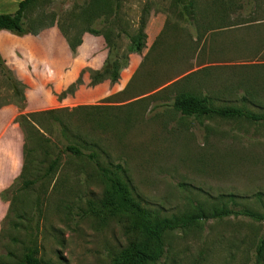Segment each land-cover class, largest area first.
<instances>
[{"label":"rangeland","instance_id":"obj_1","mask_svg":"<svg viewBox=\"0 0 264 264\" xmlns=\"http://www.w3.org/2000/svg\"><path fill=\"white\" fill-rule=\"evenodd\" d=\"M20 1L0 0V14L15 12ZM86 1L41 0L32 14L56 13L72 37L77 23L73 15ZM115 19L108 32H121L120 55L129 46L126 33L136 34L142 20L145 48L129 56V80L120 92L82 102L87 104H79V89L57 103L53 93L63 90L52 88L65 81L63 73L73 63L83 64L106 50L101 36L82 40L78 52L71 54L56 26L36 37L0 34L6 65L0 68L1 108L14 103L18 72L31 84L24 109L13 122L0 118V149L12 152L0 191L14 184L13 202H0V236L18 241L7 246L17 258L0 256V264H18L26 225L37 228L42 264H112L125 245L115 221L102 224L90 215L103 186L94 178L92 164L63 151L72 141L84 153L93 151L103 164H119L144 207L166 217L205 213L189 229L166 235L165 255L157 264H255V249L264 234V124L185 117L171 103L177 92L188 91L212 96L215 106L264 113V0H119ZM181 77L176 89L146 98L152 89ZM21 113H36L32 120L40 132H31L33 168L25 179L36 182L27 189L22 188L23 179L15 182L22 166L23 135L15 123ZM56 157L59 166L46 176ZM220 209L232 212L210 215ZM9 212L8 222L19 224L20 231L1 229Z\"/></svg>","mask_w":264,"mask_h":264},{"label":"trees","instance_id":"obj_2","mask_svg":"<svg viewBox=\"0 0 264 264\" xmlns=\"http://www.w3.org/2000/svg\"><path fill=\"white\" fill-rule=\"evenodd\" d=\"M40 1L41 0H21L15 12L1 13L0 32L5 31L16 36H38L44 30L56 26L64 37L71 54H76L77 49L82 44V37L85 33L97 37L101 36L107 51L101 69L94 70L91 68H83L79 72L78 77L60 94L53 93L58 101L65 99L67 96L74 95L84 84L83 76L85 73H87L89 77V87H94L104 81H109L111 84L117 83L120 79L121 71L128 67L129 56L131 54H141L142 50L145 48L146 35L143 26L146 22L142 20V24L136 34L126 33L129 39V46L126 51L121 55L119 54L120 46L118 42L121 38V32L113 36L110 35L111 31L108 32L110 29L109 27H113L115 24L119 0H87L84 6L80 8V11L73 15L77 23L72 26V28L76 30V35L72 37H70L59 25L56 19V13L41 11L33 17L32 9L37 6ZM180 1L182 0H177V2ZM191 4H193V2H191ZM153 46L154 45H152L149 52L143 57L140 67L144 64L146 59L149 58ZM0 68H6L5 61L1 54ZM202 69H204V67H202ZM137 72L138 70L134 73L133 77H135ZM181 80H183L182 77L178 79H169L165 84L152 89V94L146 96V98H155L159 92L170 91L173 88L176 89ZM15 82L16 87L12 91V97L14 98L13 105L18 110H23L26 102L25 90L27 87L19 80ZM212 102V96L206 94L196 95L188 91H182L175 94L171 106L174 111L185 117H219L226 120H244L250 123L264 124V113H255L245 107L215 106ZM159 106L162 105L155 104L153 107ZM1 107L2 106H0V108ZM34 114L36 113H21L15 118V123L18 124L23 135L21 172L15 182L23 179L22 188L24 189L29 188L36 182V179H25L33 168V151L30 146L34 138L30 139L31 132L40 133L34 124L36 122L32 120ZM63 151L70 156L81 157L94 166L96 169L94 178L102 184L103 192L101 198L91 206L90 215L98 218L102 224L115 221L126 238L125 245L119 248L114 255L112 264H157L165 255L164 242L167 234L177 230H187L198 220L206 218L205 213L202 211H191L181 216L171 215L166 217L158 210L148 209L144 207L134 195L119 164L101 163L93 151L84 153L77 141L67 143ZM59 163V157L53 159L48 165L45 175L47 176L55 171ZM13 186L14 184L0 191L1 202H13ZM231 212L232 211L220 209L219 211H212L210 215L212 217H220ZM9 216L10 212L5 220L1 222V229L12 228L16 231H20L19 224L8 222ZM251 216L259 220L263 219L256 215ZM6 222L8 224L5 228L4 223ZM26 226L23 230L21 229L25 232V239L24 242H22V254L17 262L18 264H42L38 256L39 251L36 244L37 228L35 227V229H33L32 226ZM16 241L14 237L2 240L0 236V256L12 259L16 256L17 258L16 253L7 249L9 244L16 243ZM263 255L264 234L260 238L255 249V264L261 263Z\"/></svg>","mask_w":264,"mask_h":264},{"label":"crops","instance_id":"obj_3","mask_svg":"<svg viewBox=\"0 0 264 264\" xmlns=\"http://www.w3.org/2000/svg\"><path fill=\"white\" fill-rule=\"evenodd\" d=\"M2 33L10 34V33L5 32V31L0 32V34H2ZM34 37H36V36H34ZM100 38L101 37L92 36L90 34H84L82 37V40L83 41L99 40ZM79 48H80V46H79ZM78 50L79 49H77V52H78ZM106 54H107V51L104 50L103 52H101L100 56H96L93 54V56L89 60H86L85 63H83V64L75 65L73 63L71 65L70 69L67 70L65 73H63V79H65V81L61 85L58 83H54L52 90L57 92V93L64 90L71 82H73L78 77L79 72L84 68V66H87V67L94 69V70L101 69V67L103 66L104 60L106 58ZM131 55H137V54H131ZM130 62H131V66L134 65L135 64V57L133 59L131 58ZM126 70L127 69H125L121 73L120 79L117 83L111 84L109 81H104L103 83L98 84L94 87L88 86L89 77H88V74H85L83 76V83L84 84L79 88V90L76 93L77 99L80 98V100H82L81 102H79V104H87V103H82V102H85L86 100H89V101L90 100H95V101L96 100H98V101L105 100L106 98L110 97L111 95L115 94L116 92H120L127 85V82L129 80V77L127 76V74L125 76ZM18 77L23 83H25L27 90H28L31 86L30 82L27 79H25L20 74V72H18ZM53 97H54L53 98L54 101H56L57 103H60V101H58L57 98H55V96H53ZM69 98H72V96H68L61 101H66ZM18 113H19L18 109L15 106L8 105V106H5V107L0 109V118L3 119L2 116H5V119L7 120V122H13L15 115ZM3 114H5V115H3ZM0 147H1V145H0ZM11 158H12V152L3 153V151L0 149V180H2L4 178L3 173L5 172V165H6L5 162ZM1 214H2V211L0 209V216H1Z\"/></svg>","mask_w":264,"mask_h":264}]
</instances>
